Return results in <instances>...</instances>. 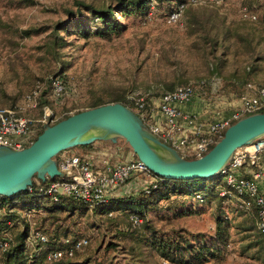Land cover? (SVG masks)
Masks as SVG:
<instances>
[{"label": "rangeland", "instance_id": "1", "mask_svg": "<svg viewBox=\"0 0 264 264\" xmlns=\"http://www.w3.org/2000/svg\"><path fill=\"white\" fill-rule=\"evenodd\" d=\"M75 1L0 0V107L20 106L23 115L33 118L47 107L56 121L88 108L94 100L108 101L115 94L149 98L155 105L169 84L207 82L211 84L207 97L202 95L201 88H196V102L202 108L197 116L202 118L215 110L220 114L231 110L241 95H253L259 84L264 86V0L200 2L183 12L177 24L167 22L165 3L127 16L116 13L117 19L126 26L120 34L82 38L60 29L64 44L53 52L51 30L58 21L67 18L68 9H75ZM80 1L98 7L116 2ZM200 24L205 25V30L196 29ZM211 38H215L214 46ZM253 64L258 68L251 72ZM57 74L65 79L66 88L61 94H55L46 84ZM32 90L38 91L37 108L28 107L25 101ZM38 97H41L40 103ZM105 143L116 145L113 152H124L126 158L133 154L121 138L115 142L105 140ZM64 151L72 153L70 149ZM104 151L111 156L107 149ZM121 152L114 158L120 159ZM145 185L146 175H137L109 196L133 194ZM166 204L167 201H161L146 212L148 226L164 238L203 235L213 251L218 246V252L202 264H262L250 255L257 247L249 250L243 247L257 236L264 249V233L257 230L256 222L255 231H244L242 225L250 221L243 214L234 216L230 203L225 202L223 208L216 201L199 203L192 207L200 210L199 213L179 217L166 209ZM221 209L232 223L224 248L222 243L212 244ZM17 213L20 218L24 216L21 210ZM31 213L9 231L14 239L28 227L26 254H37L36 264H48L42 257L47 245L37 246L32 239L37 227L50 239L86 238L87 245L76 252L73 262L171 264L147 245L150 227L140 224L133 228L129 216L123 213L100 215L96 210H86L80 214L79 211L48 212L43 208Z\"/></svg>", "mask_w": 264, "mask_h": 264}, {"label": "trees", "instance_id": "2", "mask_svg": "<svg viewBox=\"0 0 264 264\" xmlns=\"http://www.w3.org/2000/svg\"><path fill=\"white\" fill-rule=\"evenodd\" d=\"M225 1V0H222ZM187 0H116L115 4L108 6H95L90 3H85L80 0L75 1V9L67 10V18L60 20L51 30L53 37L52 51H56L57 46H63L62 37L59 35V30H64L67 33H77L82 38H88L91 35L109 37L112 34L118 35L125 29V24L119 21L116 17V13L122 16L130 15L134 12H146L148 9L154 8L155 5L162 3L166 4V16L174 11L179 4L186 3ZM189 5H186L184 12L189 10ZM193 23H199L197 21ZM204 24H200L197 30L204 29ZM71 31V32H70ZM73 31V32H72ZM214 46L216 44L215 38H211ZM264 57V56H263ZM257 59H255L256 61ZM218 65V64H217ZM215 66L216 70L219 66ZM251 72L257 69V65L253 64ZM248 74H250L248 72ZM247 74V75H248ZM58 78L62 81L64 89L66 88L65 79L60 75H54L53 78L46 82L47 86L52 88V80ZM230 81H232L230 79ZM248 83H246L247 85ZM192 86L195 89L201 88L202 95L207 97V90L211 89V84L207 82H193V83H183L180 86ZM245 85V86H246ZM178 86V85H177ZM177 86L174 84H169L165 87V90L161 92L163 95L166 92L174 90ZM261 87L262 85H258ZM43 93V92H42ZM41 93V95H42ZM243 91L241 92V94ZM139 97L131 98L129 96H124L122 94H115L110 100L103 101L101 99L94 100L89 107L99 106L110 102H120L131 109L143 123H147L150 120L149 117V107L152 103L147 98L142 99V107L138 106L137 100ZM39 103L41 102V97H38ZM8 107H16L15 105ZM78 111V110H77ZM76 111V112H77ZM22 114V113H21ZM65 115L60 119H57L51 124L67 117ZM43 128L41 126L35 127V134L31 141H34L37 135L42 132ZM29 144H27L28 146ZM116 145H108L105 141L96 140L88 144H81L69 148L72 154L84 157L92 152L107 149L108 152L112 154L111 160H121L126 159L136 160L137 157L132 154L131 158H126L124 152L118 151L113 152ZM112 149V150H111ZM67 150V149H66ZM62 152V151H61ZM59 152L58 154H60ZM121 152L122 156L120 159L114 158L116 153ZM57 154V155H58ZM193 158V157H190ZM137 176V175H135ZM154 179L155 187L153 184L147 183L144 187L140 188L133 194L123 195V196H108L106 201L100 203H93L90 205L80 199L73 198L70 196H60L57 200H53L48 194L40 192L39 187L44 186L49 181L55 180V178H46L44 181L34 177L30 188L21 190L11 196L0 195V243L6 238L8 239V246L6 249L2 250L0 247V264H36L37 254L34 256H27L26 254V239L28 238L29 231L26 226L22 231L18 232L17 235L13 237L10 234V229L15 227L17 224L25 221L34 210L45 209L48 212L53 211H79L80 214L86 210H96L100 215H112L113 212L123 213L129 216L131 226L135 228L137 225L148 226V221L145 218L146 212L149 209L156 208L158 203L161 201H167L166 209H170L173 215L176 217L192 215L199 213L200 210H193V205H198L199 203H208L212 201L217 202L219 208H223L224 203H230L228 206L235 215H244L246 220L250 222H244L242 225L244 231H255V222L257 224V207L251 203L249 209H244L242 206V200L234 194H226L224 196L220 195L221 190L227 189L223 176L220 174L212 178H200L193 180H180V179H163L156 176L152 172L148 171L146 179ZM127 180L126 182H128ZM244 199V198H242ZM180 202H179V201ZM248 200V198H245ZM23 211L24 216L21 218L18 216L17 211ZM219 217L216 219L215 236L212 240V244L216 241L222 243V247H226L225 242L228 239V228L232 226L231 221L228 216L221 209ZM243 216V217H244ZM19 217V218H18ZM136 222V223H134ZM139 222V223H137ZM257 228V227H256ZM151 234L149 238L147 237V245L154 248L157 253L163 258L167 259L171 264H202L206 262L210 257H214L217 254L218 246L215 250L211 245L208 244L203 235L200 234H188V237L180 236L179 239L174 238H164L163 236H158L156 231L150 227ZM258 231H260L257 228ZM39 231L44 234L38 227L33 231ZM32 233V234H33ZM260 233H263L260 231ZM45 235V234H44ZM46 236V235H45ZM246 236H250L247 234ZM255 236V235H254ZM45 246L47 248L43 251L42 257L48 264H83L76 261H72L75 254L79 250H75L71 256L65 254L58 260H47V253L50 250L55 249H65L69 247V243L75 241L79 238H84L82 236L68 237L64 236L61 238H49ZM254 241H250L247 245L243 247V250H249L248 248H255L250 255L251 258L259 260L264 264V249L262 248L261 241L255 236ZM249 238V237H248ZM86 239V238H85ZM88 243V240H87ZM35 244L44 245L40 241L35 240ZM87 245V244H86ZM85 245V246H86ZM224 245V246H223ZM84 246V247H85ZM82 247L81 249H83ZM80 249V250H81ZM87 259H85L86 261Z\"/></svg>", "mask_w": 264, "mask_h": 264}, {"label": "built area", "instance_id": "3", "mask_svg": "<svg viewBox=\"0 0 264 264\" xmlns=\"http://www.w3.org/2000/svg\"><path fill=\"white\" fill-rule=\"evenodd\" d=\"M200 2H222V0H187L179 4L167 15V22L177 24L181 21L186 5L193 6ZM255 19V16H251ZM55 94L64 91L60 79L52 80ZM38 91L32 90L26 97L27 106L37 108ZM196 89L192 86H178L160 96L159 102L149 107V117L145 128L158 139L173 148L184 158H197L205 154L222 136L225 129L237 119L259 111H264V86L256 88L254 94H243L238 99V106L224 113L215 110L213 114L199 118L187 114L180 105L190 104L196 99ZM142 99L137 100L142 107ZM22 107H0V146L20 149L30 144L35 134V127L49 125L55 121L54 114L47 108L37 118L21 114ZM101 163L97 164L92 155L84 157L63 151L55 158L60 176L38 188L53 200L60 196H70L92 205L106 201L108 196L135 175H146L147 167L138 159L111 160L105 152ZM228 187L220 192L239 197L244 209L251 203L257 207V228L264 233V135L251 144L234 151L229 162L221 171ZM151 177L147 183L153 184ZM30 188V186L28 187ZM244 198V199H242ZM248 198V200H245ZM33 242L46 243L47 237L39 231L32 234ZM87 244V239L79 238L69 243L65 249L50 250L47 260H58L65 254L71 256ZM8 246V239L0 243L2 250Z\"/></svg>", "mask_w": 264, "mask_h": 264}, {"label": "water", "instance_id": "4", "mask_svg": "<svg viewBox=\"0 0 264 264\" xmlns=\"http://www.w3.org/2000/svg\"><path fill=\"white\" fill-rule=\"evenodd\" d=\"M82 128H96L98 136L85 139L72 137ZM143 131L172 156L155 154L143 139ZM264 135V111L245 115L229 125L223 136L202 156L184 158L161 142L143 125L141 119L120 102L105 103L77 111L44 126L28 146L12 149L0 146V195L11 196L27 189L33 176L45 180L60 176L55 156L66 149L96 140L115 142L123 139L147 169L163 179L193 180L221 174L234 151Z\"/></svg>", "mask_w": 264, "mask_h": 264}, {"label": "bare ground", "instance_id": "5", "mask_svg": "<svg viewBox=\"0 0 264 264\" xmlns=\"http://www.w3.org/2000/svg\"><path fill=\"white\" fill-rule=\"evenodd\" d=\"M99 131L96 128H82L77 132L73 133L72 137L78 139H85L92 136H98ZM143 139L149 145L150 149L157 155L161 157H170L172 156V151L160 146L157 141L146 131H143Z\"/></svg>", "mask_w": 264, "mask_h": 264}, {"label": "crops", "instance_id": "6", "mask_svg": "<svg viewBox=\"0 0 264 264\" xmlns=\"http://www.w3.org/2000/svg\"><path fill=\"white\" fill-rule=\"evenodd\" d=\"M238 105H239V103L237 101L236 104L231 106V108H233L235 106H238ZM180 107L187 114L198 115L202 111V108H201L200 104L198 102H196V99L192 103L180 105ZM101 141H103V140H101ZM104 153H105L104 150H99V151L92 152V153H90L88 155H92L93 160L95 162H97V164H100L102 156L104 157V155H103ZM111 156H112V154H111Z\"/></svg>", "mask_w": 264, "mask_h": 264}]
</instances>
